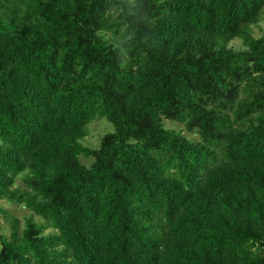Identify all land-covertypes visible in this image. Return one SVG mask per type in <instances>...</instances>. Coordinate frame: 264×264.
I'll return each instance as SVG.
<instances>
[{"label": "trees", "instance_id": "16d2710c", "mask_svg": "<svg viewBox=\"0 0 264 264\" xmlns=\"http://www.w3.org/2000/svg\"><path fill=\"white\" fill-rule=\"evenodd\" d=\"M262 18L264 0H0V200L29 210L0 264H264Z\"/></svg>", "mask_w": 264, "mask_h": 264}, {"label": "rangeland", "instance_id": "374dc122", "mask_svg": "<svg viewBox=\"0 0 264 264\" xmlns=\"http://www.w3.org/2000/svg\"><path fill=\"white\" fill-rule=\"evenodd\" d=\"M252 29L253 35L255 37L264 34V18L260 19L258 23L252 27ZM237 43L238 41H235L236 45ZM165 123L167 125H172V123L168 121H165ZM111 129L112 125L109 122L107 123L102 119L95 120L88 125V134L83 139V143L86 145L95 146L98 142L100 134ZM82 159L86 161V159ZM28 212V209L23 208L19 204H15L6 200H0V233L6 235L9 232L10 221L13 216L23 220V217L29 214Z\"/></svg>", "mask_w": 264, "mask_h": 264}]
</instances>
